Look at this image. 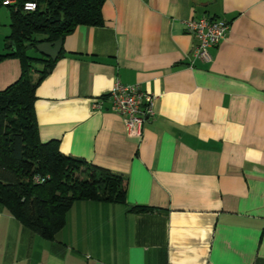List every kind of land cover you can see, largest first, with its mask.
<instances>
[{
    "label": "crops",
    "instance_id": "1",
    "mask_svg": "<svg viewBox=\"0 0 264 264\" xmlns=\"http://www.w3.org/2000/svg\"><path fill=\"white\" fill-rule=\"evenodd\" d=\"M201 16L228 24L209 63L184 28ZM101 17L62 38L34 119L40 143L124 178L125 203L74 202L52 241L0 206V264H264V0H105ZM18 76L0 61V91ZM115 82L154 98L140 138L107 99L90 109Z\"/></svg>",
    "mask_w": 264,
    "mask_h": 264
},
{
    "label": "trees",
    "instance_id": "2",
    "mask_svg": "<svg viewBox=\"0 0 264 264\" xmlns=\"http://www.w3.org/2000/svg\"><path fill=\"white\" fill-rule=\"evenodd\" d=\"M105 0H15L9 10V33L2 40L0 61L16 59L19 76L0 91V206L25 230L52 241L64 216L76 201L124 205V178L83 159L59 153L56 141L40 143L34 119V91L54 63L34 46L51 43L77 26L101 27ZM35 9L23 12L20 5ZM33 49L34 56L26 54ZM46 177L41 184L33 176ZM128 213H149L147 207H128Z\"/></svg>",
    "mask_w": 264,
    "mask_h": 264
},
{
    "label": "built area",
    "instance_id": "3",
    "mask_svg": "<svg viewBox=\"0 0 264 264\" xmlns=\"http://www.w3.org/2000/svg\"><path fill=\"white\" fill-rule=\"evenodd\" d=\"M0 7L12 8L16 10L15 0H0ZM23 12H31L35 9L32 2H24L20 5ZM185 32L195 39L192 58L194 60L209 63L211 56L210 49L216 48L219 42L225 37L228 24L220 19L201 16L191 18L184 22ZM107 99L108 110L118 116L123 123L126 134L135 138H140L142 126L146 119L152 117L154 98L141 92L136 85H121L115 82L105 98H97L91 101L92 111H101L104 100ZM46 177L33 176L34 184H41Z\"/></svg>",
    "mask_w": 264,
    "mask_h": 264
},
{
    "label": "water",
    "instance_id": "4",
    "mask_svg": "<svg viewBox=\"0 0 264 264\" xmlns=\"http://www.w3.org/2000/svg\"><path fill=\"white\" fill-rule=\"evenodd\" d=\"M61 39H57L51 43H39L34 46L35 52L51 61H54L61 49Z\"/></svg>",
    "mask_w": 264,
    "mask_h": 264
},
{
    "label": "rangeland",
    "instance_id": "5",
    "mask_svg": "<svg viewBox=\"0 0 264 264\" xmlns=\"http://www.w3.org/2000/svg\"><path fill=\"white\" fill-rule=\"evenodd\" d=\"M3 9H4V11H6L5 8H3ZM7 23H8L7 16L6 17L0 16V31H2V29H5L7 27ZM0 51H1V48H0ZM26 54L28 56H34L35 55V52L33 51V49L29 48V49L26 50Z\"/></svg>",
    "mask_w": 264,
    "mask_h": 264
}]
</instances>
